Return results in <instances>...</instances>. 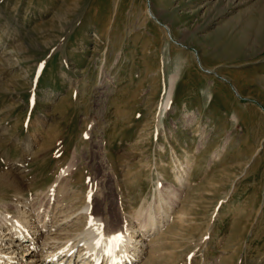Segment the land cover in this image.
Here are the masks:
<instances>
[{"label":"rangeland","instance_id":"obj_1","mask_svg":"<svg viewBox=\"0 0 264 264\" xmlns=\"http://www.w3.org/2000/svg\"><path fill=\"white\" fill-rule=\"evenodd\" d=\"M16 198L134 236L172 211L136 264H264V0H0V216Z\"/></svg>","mask_w":264,"mask_h":264},{"label":"bare ground","instance_id":"obj_2","mask_svg":"<svg viewBox=\"0 0 264 264\" xmlns=\"http://www.w3.org/2000/svg\"><path fill=\"white\" fill-rule=\"evenodd\" d=\"M176 80L177 77H173L171 80L167 105L171 101ZM186 175L187 173L180 174L176 178V183L182 185L186 180ZM58 182L59 178L55 185H52L53 189ZM9 185H11L9 188L13 187L17 194H23L25 191L16 181L10 182ZM52 193L54 194L53 191ZM178 196L179 194L174 190L172 198L176 200ZM18 198L16 199L21 204H18V206L23 207L19 209L20 213H22V219L6 214L4 215L5 218L0 216L2 217V222H0V264H136L144 258L145 253H148V251L145 252V247L147 246L144 243L145 240L150 235H154L155 231L162 229L163 222L166 221V218L171 217L169 214L172 212H168L169 214L167 213L166 216L161 218H157L154 215L150 217L149 213L148 219L141 223L139 222V225L137 224L139 228L138 234L135 236L127 233V225H123L124 228L118 225L119 228L114 232L110 230L111 232L107 233L105 231L106 233L100 235V225L104 223L102 218L98 214L96 215L92 204H88L82 210H77V212L74 211L73 213V210L61 209L64 208V204H60V207L59 203L61 201H57L59 203H56V205H52L51 202L49 208H47L48 210L43 212L40 204L41 211L31 208L30 200L32 199L18 200ZM173 204L170 210H172ZM139 214L138 216L141 215ZM61 217H63V220H61ZM82 218L86 219L88 226L83 231V234L80 233L77 236L79 239H75L78 242L74 243L73 240L62 242L60 236L63 231L75 224L77 225V220ZM163 219L165 220L161 221ZM73 221L76 223L74 222V224L69 226ZM106 226L108 225L106 224ZM118 233H123L126 240V244L119 249L116 248L111 239ZM97 242L100 244L99 247H97ZM80 247H84V252L80 251L81 249L79 250Z\"/></svg>","mask_w":264,"mask_h":264},{"label":"snow or ice","instance_id":"obj_3","mask_svg":"<svg viewBox=\"0 0 264 264\" xmlns=\"http://www.w3.org/2000/svg\"><path fill=\"white\" fill-rule=\"evenodd\" d=\"M104 227H105L104 225H102V224L100 225V228H101L100 235L104 234V232H103ZM111 239H112V241H113V243L117 249H119L121 246L126 244V240L123 236V233H118V234L114 235L113 237H111ZM99 246H100V244H99V242H97V247H99ZM109 254H111V253H109Z\"/></svg>","mask_w":264,"mask_h":264}]
</instances>
